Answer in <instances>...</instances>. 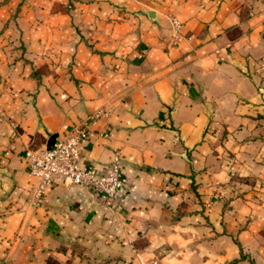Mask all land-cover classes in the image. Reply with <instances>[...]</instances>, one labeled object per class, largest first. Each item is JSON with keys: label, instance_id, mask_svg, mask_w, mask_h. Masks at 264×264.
Listing matches in <instances>:
<instances>
[{"label": "crops", "instance_id": "crops-1", "mask_svg": "<svg viewBox=\"0 0 264 264\" xmlns=\"http://www.w3.org/2000/svg\"><path fill=\"white\" fill-rule=\"evenodd\" d=\"M100 109L125 201L39 192L26 150ZM0 264H264V0H0Z\"/></svg>", "mask_w": 264, "mask_h": 264}, {"label": "built area", "instance_id": "built-area-1", "mask_svg": "<svg viewBox=\"0 0 264 264\" xmlns=\"http://www.w3.org/2000/svg\"><path fill=\"white\" fill-rule=\"evenodd\" d=\"M172 23L178 31L181 22L172 18ZM106 114L105 109L98 110L82 124L75 125L65 136L57 137L51 147L26 150L24 160L28 170L39 181V192L51 185L56 177L62 176L65 181L90 188L110 200L125 201L119 151H116L107 174H95L82 161L81 146L89 137L91 125Z\"/></svg>", "mask_w": 264, "mask_h": 264}, {"label": "water", "instance_id": "water-1", "mask_svg": "<svg viewBox=\"0 0 264 264\" xmlns=\"http://www.w3.org/2000/svg\"><path fill=\"white\" fill-rule=\"evenodd\" d=\"M56 137H57V134H54L50 137L49 142H48V147H51L54 144Z\"/></svg>", "mask_w": 264, "mask_h": 264}]
</instances>
